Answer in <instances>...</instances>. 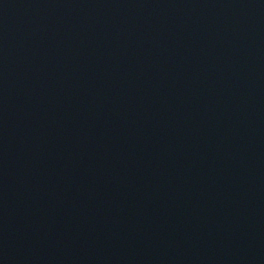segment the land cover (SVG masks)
Listing matches in <instances>:
<instances>
[{
	"label": "water",
	"instance_id": "water-1",
	"mask_svg": "<svg viewBox=\"0 0 264 264\" xmlns=\"http://www.w3.org/2000/svg\"><path fill=\"white\" fill-rule=\"evenodd\" d=\"M0 264H264V0H0Z\"/></svg>",
	"mask_w": 264,
	"mask_h": 264
}]
</instances>
